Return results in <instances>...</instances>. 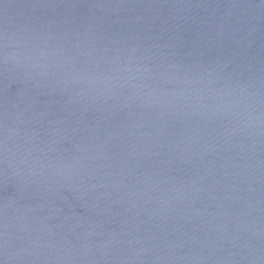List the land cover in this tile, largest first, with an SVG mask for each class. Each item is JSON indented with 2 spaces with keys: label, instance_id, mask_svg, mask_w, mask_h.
Listing matches in <instances>:
<instances>
[{
  "label": "water",
  "instance_id": "obj_1",
  "mask_svg": "<svg viewBox=\"0 0 264 264\" xmlns=\"http://www.w3.org/2000/svg\"><path fill=\"white\" fill-rule=\"evenodd\" d=\"M0 264H264V0H0Z\"/></svg>",
  "mask_w": 264,
  "mask_h": 264
}]
</instances>
